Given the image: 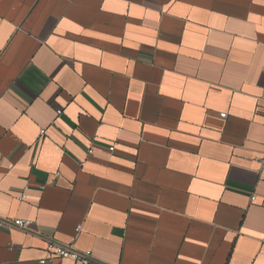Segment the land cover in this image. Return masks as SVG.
<instances>
[{
	"label": "crops",
	"instance_id": "0c3cea01",
	"mask_svg": "<svg viewBox=\"0 0 264 264\" xmlns=\"http://www.w3.org/2000/svg\"><path fill=\"white\" fill-rule=\"evenodd\" d=\"M0 154V264H264V0H0Z\"/></svg>",
	"mask_w": 264,
	"mask_h": 264
},
{
	"label": "built area",
	"instance_id": "2783aa9c",
	"mask_svg": "<svg viewBox=\"0 0 264 264\" xmlns=\"http://www.w3.org/2000/svg\"><path fill=\"white\" fill-rule=\"evenodd\" d=\"M220 117L224 118L225 114H220ZM44 135V130L39 132V138ZM109 152L114 151V146L108 148ZM256 161L262 162L263 160L257 158ZM2 162V156L0 154V164ZM26 194H22L20 196V200H24ZM255 198H251V201H254ZM31 226V221L29 220H5L0 219V228L3 229H19V230H27ZM80 230V227L77 226L75 229L76 232ZM46 248L49 252V259L40 261V264L51 263L55 260H71L77 264H106L98 259H96L92 252L89 250L81 251L74 248L72 245L61 244L55 241H47Z\"/></svg>",
	"mask_w": 264,
	"mask_h": 264
}]
</instances>
